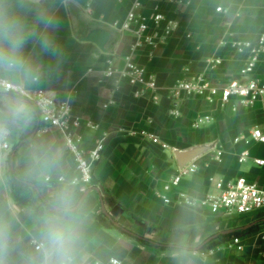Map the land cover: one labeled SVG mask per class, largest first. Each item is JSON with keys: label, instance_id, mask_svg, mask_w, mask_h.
I'll list each match as a JSON object with an SVG mask.
<instances>
[{"label": "crops", "instance_id": "obj_1", "mask_svg": "<svg viewBox=\"0 0 264 264\" xmlns=\"http://www.w3.org/2000/svg\"><path fill=\"white\" fill-rule=\"evenodd\" d=\"M132 1L56 0L59 27L54 36L63 49L64 59L55 75L32 88L43 89L59 101L71 102L74 114L84 123L81 133L85 147L92 146L100 136H107L104 157L94 168V185L74 186L86 217L83 264H109L111 259L123 264H176L172 239L178 224L185 229L188 248H199L215 235L264 219V213L248 217L213 215L207 210L165 204L161 198L165 195L176 201L180 193L202 198L217 193L219 182L241 177L264 188V168H257L252 161L238 162V155L245 149L254 157L264 158V144L235 143L237 138H247L252 129L264 132V104L246 108L237 101L222 106L218 101L191 98L182 103L181 116L173 118L166 90L177 81L200 73L220 85L239 77L248 53L238 55L233 46L238 41H256L264 32V0H164L165 13L178 23L176 33L158 48H145L136 55V61L156 75L163 89L157 104L135 98L133 88L119 77H105L107 62L112 60L123 67L135 42L132 33L120 29ZM152 5L147 1L146 13ZM217 7L223 8V12L217 13ZM93 29L108 33L105 51L81 41ZM210 59L222 61L217 70H209ZM263 73L264 56L250 78ZM30 108L34 113L32 122L1 130L10 151L0 170V208L17 213L21 231L43 199L40 187L23 176L30 144L50 140L65 150L66 171L49 177L50 185L61 177L71 183L77 178L74 160L60 133L47 129L31 105ZM198 117L209 119L194 128ZM87 123L98 129L87 128ZM135 132L155 135L170 149L164 150L149 139L134 135ZM204 145L215 148L193 162L198 171L185 177L177 189L165 193V184L179 169L174 152ZM218 149L223 151L221 161L215 159ZM17 179L31 184V191L16 193ZM20 196L29 199V206L20 203ZM102 205L119 227L104 213ZM263 235L264 224H259L256 230L242 236L244 252L225 250L230 240L212 243L201 251H188L189 264H264ZM28 242L27 238L23 241L25 245ZM160 245L170 248L163 249Z\"/></svg>", "mask_w": 264, "mask_h": 264}, {"label": "built area", "instance_id": "obj_2", "mask_svg": "<svg viewBox=\"0 0 264 264\" xmlns=\"http://www.w3.org/2000/svg\"><path fill=\"white\" fill-rule=\"evenodd\" d=\"M147 1L153 4L149 13L145 12ZM164 2V0L132 1L120 29L123 32L132 33L135 42L124 59L123 67L116 66L110 60L105 69V77H119L126 81L133 88L135 98L146 99L155 104L160 102V92L163 89L156 75L136 61V55L145 48H158L167 43L176 33L178 23L165 13ZM217 12L222 13L223 8L218 7ZM233 47L238 55L248 53V58L240 70L239 77L221 85L211 81L204 73L177 81L174 85L166 88L168 99L171 102L170 116L179 118L182 103L191 98H199L208 102L218 101L222 106L232 105L233 101H237L239 105L246 108L254 107L259 103L264 104V73L260 77L250 78L256 73L261 57L264 56V32L257 36L256 41H238ZM221 63L220 59L207 61L210 71L217 70ZM0 88H3L6 93L21 91L18 85L8 80L0 82ZM26 95L42 124L47 129H56L62 136L65 149L72 156L77 173V178L71 184L73 186H93L95 183L94 168L104 157L107 136L102 135L92 146L85 147V139L81 133L84 123L79 116L74 114L71 102L59 101L39 88L30 89ZM208 119V117H198L194 121L193 127L199 128ZM86 127L93 131L98 129V126L92 123H87ZM133 134L139 135L143 139H149L164 150L170 149L167 143L162 142L155 135L146 132ZM241 142H245L247 145L252 142L264 144V132L260 129H252L247 138L240 137L235 140L236 144ZM9 151L10 145L0 130V170ZM222 157L223 151L218 149L215 159L221 161ZM249 161H252L257 168H264V158L254 157L249 149L241 151L238 155L239 164H246ZM197 171L198 166L195 163L189 164L184 169H178L175 176L165 184L164 192L171 193L181 185L185 177L195 174ZM48 180L51 182L50 178ZM62 181H66V179L64 177L58 179V182ZM216 190L217 193L207 194L202 198H193L184 193L178 194L176 201L165 195H162L161 198L165 204L175 203L193 210H207L213 215L222 214L225 217H248L264 213V188L250 182L245 177L236 181L219 182L216 185ZM262 239H264V235ZM224 249L244 252L246 250L244 237L231 239L225 244ZM109 264L123 263L118 259H111Z\"/></svg>", "mask_w": 264, "mask_h": 264}, {"label": "clouds", "instance_id": "obj_3", "mask_svg": "<svg viewBox=\"0 0 264 264\" xmlns=\"http://www.w3.org/2000/svg\"><path fill=\"white\" fill-rule=\"evenodd\" d=\"M55 8L56 0H0V82L8 80L21 89L6 93L0 88V130L32 122L26 94L55 75L63 62V49L54 36L59 27ZM65 171L60 144L40 140L29 145L23 176L40 187L43 199L23 231L17 213L0 208V264H83L86 217L78 192L70 181L50 185L48 180ZM172 255L176 264H189L187 236L180 224Z\"/></svg>", "mask_w": 264, "mask_h": 264}, {"label": "water", "instance_id": "obj_4", "mask_svg": "<svg viewBox=\"0 0 264 264\" xmlns=\"http://www.w3.org/2000/svg\"><path fill=\"white\" fill-rule=\"evenodd\" d=\"M81 41L93 43L100 50L105 51V46L107 45V43L109 41V35L103 29H93L89 32L88 36L81 39ZM214 148H215L214 145H204V146L194 147L188 151H175L174 157L176 159L178 168L184 169L186 166H188L189 164H192L199 157H201L202 155L212 151ZM91 191H92V189L87 191L84 196L86 197ZM102 209H103L104 213L107 215L104 205H102ZM107 216L116 226L119 227V225L113 221L111 216H109V215H107ZM259 224H264V219H261L260 221L254 222V223L246 226L244 229L249 230L250 228H253ZM234 232H235V230H228V231H224L218 235H215V236L211 237L210 239H208L207 241H205V243H203L199 247L198 250L203 249V247H205L207 244H209L212 240H215L216 238H218L220 235L227 236V235L233 234Z\"/></svg>", "mask_w": 264, "mask_h": 264}, {"label": "trees", "instance_id": "obj_5", "mask_svg": "<svg viewBox=\"0 0 264 264\" xmlns=\"http://www.w3.org/2000/svg\"><path fill=\"white\" fill-rule=\"evenodd\" d=\"M30 188H33L31 184L17 179V185L14 187V190L18 194H23L25 192V190L31 191ZM19 201L23 205L29 206L28 203H27L29 201V199L27 197H21L20 196L19 197ZM258 227H259V225L255 226L253 228H250L249 230H245L244 227L239 228V229H235V232L233 234L227 235V236L220 235L218 238H216V240H212L209 244H207L205 247H203V249L206 248L207 246L211 245L212 243H215V242H218V241L220 243H222V242L231 240V239H233L235 237H242L245 234H248V233L256 230V228H258ZM129 234H131V233H129ZM136 238H138L139 240L145 241L144 239H142V238H140L138 236H136ZM160 247L163 248V249H169L170 248V246H167V245H160ZM198 249L199 248H188V251H201L202 250V249L201 250H198Z\"/></svg>", "mask_w": 264, "mask_h": 264}, {"label": "rangeland", "instance_id": "obj_6", "mask_svg": "<svg viewBox=\"0 0 264 264\" xmlns=\"http://www.w3.org/2000/svg\"><path fill=\"white\" fill-rule=\"evenodd\" d=\"M217 8H218V7H217ZM216 11H217V9H216ZM217 13H218V12H217ZM213 244H214V243H213ZM213 244H212V245H213ZM215 244H216V243H215ZM215 244H214V245H215ZM202 250H203V249H202Z\"/></svg>", "mask_w": 264, "mask_h": 264}]
</instances>
